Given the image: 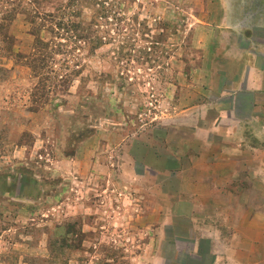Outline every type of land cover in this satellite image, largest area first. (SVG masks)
Returning <instances> with one entry per match:
<instances>
[{
	"label": "rangeland",
	"instance_id": "374dc122",
	"mask_svg": "<svg viewBox=\"0 0 264 264\" xmlns=\"http://www.w3.org/2000/svg\"><path fill=\"white\" fill-rule=\"evenodd\" d=\"M225 46L264 53V0H0V264L200 262L143 163L209 129Z\"/></svg>",
	"mask_w": 264,
	"mask_h": 264
},
{
	"label": "crops",
	"instance_id": "0c3cea01",
	"mask_svg": "<svg viewBox=\"0 0 264 264\" xmlns=\"http://www.w3.org/2000/svg\"><path fill=\"white\" fill-rule=\"evenodd\" d=\"M223 49L210 63L222 85L211 87L217 100L203 122L209 129L199 118L189 134L177 131L176 144L151 142L161 153L151 148L143 168L178 169L175 195L168 201L159 191L158 204L177 217L186 207L182 236L194 240L188 252L200 261L192 264H204V241L209 264H264V53L254 59L235 46ZM186 141L195 142L193 153Z\"/></svg>",
	"mask_w": 264,
	"mask_h": 264
}]
</instances>
